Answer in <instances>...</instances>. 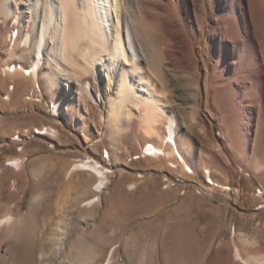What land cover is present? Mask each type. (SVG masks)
Here are the masks:
<instances>
[{
	"label": "rangeland",
	"instance_id": "374dc122",
	"mask_svg": "<svg viewBox=\"0 0 264 264\" xmlns=\"http://www.w3.org/2000/svg\"><path fill=\"white\" fill-rule=\"evenodd\" d=\"M31 3L0 0V220L12 218L0 225V264H168L162 246L174 221L191 224L198 247L190 255L203 264L264 261L262 115L248 109L253 123L237 125L229 102L213 103L214 80L203 73L195 98L165 64L160 76L145 63L142 72L166 110L118 98L127 69L119 65L117 78L102 72L76 27L78 2ZM170 116L193 174L166 144ZM45 129L53 133L38 134ZM148 145L162 153L145 155ZM84 160L109 171L100 192L94 174H68Z\"/></svg>",
	"mask_w": 264,
	"mask_h": 264
},
{
	"label": "bare ground",
	"instance_id": "6f19581e",
	"mask_svg": "<svg viewBox=\"0 0 264 264\" xmlns=\"http://www.w3.org/2000/svg\"><path fill=\"white\" fill-rule=\"evenodd\" d=\"M70 1L78 2L77 15L80 14V18L76 27L87 37L92 50L97 51L94 61L102 65V72L109 75L111 71L117 78L121 74L119 65L127 69V83L118 84V98L133 95L150 105L153 111L166 110L162 98L150 87V80L142 72L145 63L149 69L155 70V76H160L161 66L165 64L177 73L176 78L178 75L185 81L195 98L199 95L204 73L206 81L215 82V86L208 90L216 106L224 108L229 102L235 122L244 127L253 123L247 113L251 109L256 117L262 115L261 128L264 129V0ZM67 5L65 1L60 7L64 21ZM48 11L50 17L47 21L52 23L57 16V7L50 3ZM61 32L66 34L65 30ZM46 35V29L42 28L37 43V63L41 61ZM88 51L85 56L89 58ZM56 108L57 104H54V110ZM174 119L171 116L168 119L166 144L173 148V154L183 169L193 174L174 140ZM37 132L40 135L53 133L48 129ZM161 153L152 145L144 150V154L150 157ZM104 158L108 159L106 152ZM20 163L13 161L8 165L18 170ZM76 170L87 171L97 177L98 182L93 188L96 192L105 188L107 169L91 160H84L73 165L68 174ZM205 172L208 173L207 170ZM96 201L97 198L93 197L85 206L91 207ZM11 220V217H6L0 220V225L9 224ZM186 223L174 221L168 226V239L162 246L169 258L168 264H203L202 260L197 261L190 255L198 246L194 245L191 224ZM234 260H240L237 252ZM147 261V264H153L151 259ZM257 264H264V261Z\"/></svg>",
	"mask_w": 264,
	"mask_h": 264
}]
</instances>
